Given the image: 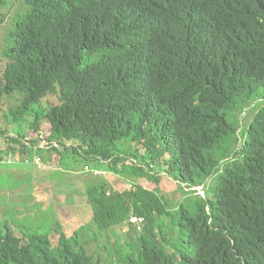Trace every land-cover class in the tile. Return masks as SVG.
Returning a JSON list of instances; mask_svg holds the SVG:
<instances>
[{
  "label": "trees",
  "instance_id": "16d2710c",
  "mask_svg": "<svg viewBox=\"0 0 264 264\" xmlns=\"http://www.w3.org/2000/svg\"><path fill=\"white\" fill-rule=\"evenodd\" d=\"M27 4L0 73V97L26 99L0 155L47 143L44 166L72 155L83 174L107 164L141 178L86 195L93 242L145 219L121 264H264V0ZM164 177L195 195L187 209L165 198ZM27 220H0V264H102L83 232Z\"/></svg>",
  "mask_w": 264,
  "mask_h": 264
},
{
  "label": "rangeland",
  "instance_id": "374dc122",
  "mask_svg": "<svg viewBox=\"0 0 264 264\" xmlns=\"http://www.w3.org/2000/svg\"><path fill=\"white\" fill-rule=\"evenodd\" d=\"M28 11L27 0H3L0 5V73L4 61L3 56L14 45L18 25L24 22ZM25 99V95L21 93L0 97V139L6 147L9 143L5 138L13 134L16 135V126L11 124L10 118L14 115H19ZM48 106L49 103L44 100L34 107V112L46 109ZM254 116L252 115V118ZM243 117L245 115L241 116V119ZM7 130L10 133L5 136L4 132ZM134 149L135 147L131 146V144L125 145L127 152H132ZM35 155L36 153L32 150L27 154V159H24L23 154L17 151V156L13 160L18 158L20 161L19 163H15L16 166L20 167L19 173H15L14 175L7 171L4 174L0 173V186L7 185L14 189L19 188L20 185L24 187L28 176L35 175L34 183L36 186L31 190L34 194L29 196L38 202L35 203L38 212L35 216H32L31 213L33 214L34 211L30 208L31 205H28L27 217H37L39 219L30 220L29 218L27 220L28 226H40L43 228V231L48 230L50 222L54 219V222L61 225L69 234L77 233L79 235V232H83L85 240L88 242L86 245L87 250L92 256L99 258L102 264H121V260H118L119 257H122L123 253L120 252L122 250H130L131 246L132 248L135 247L137 238L142 232L136 230V224L132 226L124 225L108 232L106 231L102 236L103 238L99 237L97 241H94L97 242L95 244L90 238L95 231V223L92 218V208L86 203V195L93 182H107L108 185L115 189H121V187L129 184L135 188L137 185L141 186L143 184L141 178L133 176L129 169L117 176L111 172L107 164L98 168L99 171L105 172L106 175L93 178L89 176L91 174L82 173V164L79 162L73 163L74 158L72 155H69V158H67L70 162L67 165L65 163V166H68L65 170L57 169L52 164H47L48 170L42 171L34 163L26 162L29 160L28 158H32ZM44 158L47 159L48 155ZM78 177L80 179H77ZM31 178H28L27 181ZM165 179L167 178L164 177L159 182L161 189L164 191L165 198L176 208L187 209L193 203L195 195L186 194L183 187L178 186L177 182L173 179L170 181ZM47 185L51 189L50 192H54V197L59 199L60 203L51 199L50 192H48L49 189H47L48 193L42 189ZM150 186L157 187V184H151ZM15 200H21V198H16ZM0 220H2V217H0ZM167 220L168 222L182 223L179 211L172 210ZM175 230L177 231L178 229ZM57 239L58 237H56L55 241Z\"/></svg>",
  "mask_w": 264,
  "mask_h": 264
},
{
  "label": "crops",
  "instance_id": "0c3cea01",
  "mask_svg": "<svg viewBox=\"0 0 264 264\" xmlns=\"http://www.w3.org/2000/svg\"><path fill=\"white\" fill-rule=\"evenodd\" d=\"M3 143L4 142L1 141V139H0V147H5ZM39 149L33 150L36 153V155L34 157H32L33 159L35 157H38V156L42 157L46 154L45 153L44 155H40ZM23 158L27 159L24 154H23ZM19 162L20 161L18 160V158L17 159L15 158L11 164L1 167L0 173L4 174V173H6L5 171L10 172L13 175L15 173H19L20 167L16 166V164H15V163H19ZM37 167L39 170H42V171L48 170V167L46 165L44 166L43 164H41L40 167L39 166H37ZM34 176L35 175H33V174L28 176V178H31V177L32 178L28 181H27L28 178L26 179V184L24 187H22L20 185L19 188L14 189V188H11L10 186H7V185L0 186V217H2L3 219H7L10 217L11 219H17V220H26L27 218L28 219L30 218V220L33 218L39 219L37 217H31V216L27 217V206L28 205H31L30 208L32 209V211L35 212V213L33 212V214L31 213L32 216H35L36 213L38 212V210H36V206H35V203H38V202L34 201L29 196V195L32 196L34 194V192L31 191L36 186V184L34 183V181H35ZM77 179H80V177H78ZM42 189L46 193L51 191L49 185L43 187ZM47 189H49L48 192H47ZM53 193L50 192L51 199H54L56 202L60 203L59 199L55 198ZM16 198H21V200H15ZM22 200H27V201H22Z\"/></svg>",
  "mask_w": 264,
  "mask_h": 264
},
{
  "label": "built area",
  "instance_id": "2783aa9c",
  "mask_svg": "<svg viewBox=\"0 0 264 264\" xmlns=\"http://www.w3.org/2000/svg\"><path fill=\"white\" fill-rule=\"evenodd\" d=\"M47 145H48L47 143L40 144L39 148L44 149V147H46ZM46 150H48V149H46ZM13 161H14L13 157H11V156H1L0 155V168L3 167V166L11 164ZM28 161L29 160H27V163H28ZM32 163H34L35 165L40 167L41 164H42L41 156L35 157L33 159ZM86 171L90 172L94 176H102V175L104 176V175H106L105 172H101V171H98V170H90L89 168H86ZM132 220H133L132 222L134 224H137L138 226H142L144 224V222H145L144 218H133ZM139 230H141V229L139 228Z\"/></svg>",
  "mask_w": 264,
  "mask_h": 264
},
{
  "label": "bare ground",
  "instance_id": "6f19581e",
  "mask_svg": "<svg viewBox=\"0 0 264 264\" xmlns=\"http://www.w3.org/2000/svg\"><path fill=\"white\" fill-rule=\"evenodd\" d=\"M30 163V162H29ZM143 226V225H142ZM142 226H139V228L141 229ZM137 228V227H136ZM139 228H137L138 232H141L142 230H139Z\"/></svg>",
  "mask_w": 264,
  "mask_h": 264
},
{
  "label": "clouds",
  "instance_id": "9594fccd",
  "mask_svg": "<svg viewBox=\"0 0 264 264\" xmlns=\"http://www.w3.org/2000/svg\"><path fill=\"white\" fill-rule=\"evenodd\" d=\"M90 169V168H89ZM91 170V169H90ZM99 171V170H98ZM85 172L88 173V174H91L90 172H87L86 169H85ZM96 177H99V176H96ZM134 224V223H133Z\"/></svg>",
  "mask_w": 264,
  "mask_h": 264
}]
</instances>
